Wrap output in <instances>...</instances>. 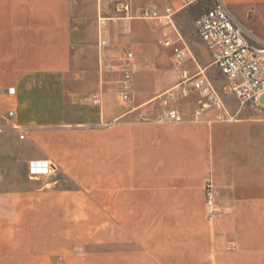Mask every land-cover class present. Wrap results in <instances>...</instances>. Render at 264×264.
<instances>
[{
  "label": "crops",
  "instance_id": "crops-1",
  "mask_svg": "<svg viewBox=\"0 0 264 264\" xmlns=\"http://www.w3.org/2000/svg\"><path fill=\"white\" fill-rule=\"evenodd\" d=\"M221 1L264 39V0ZM149 4L161 13L185 8L180 0H132L130 19L100 26L97 0H0V180L19 164L26 182L0 186V230L9 240L25 231L40 245L65 246L83 240L85 228L107 229L173 261L264 264V107L238 103L231 111L224 103V111L196 117L198 93L175 105L161 100L182 70L202 68L192 52L173 60L163 42L188 44L175 20L139 18ZM126 46L146 58L129 102L120 94L121 68L108 70ZM172 108L181 123L153 122ZM222 113L235 118L219 121ZM19 136L24 151L7 152ZM32 160L50 161L56 173L31 177ZM208 180L219 209L213 224L205 220Z\"/></svg>",
  "mask_w": 264,
  "mask_h": 264
},
{
  "label": "built area",
  "instance_id": "built-area-1",
  "mask_svg": "<svg viewBox=\"0 0 264 264\" xmlns=\"http://www.w3.org/2000/svg\"><path fill=\"white\" fill-rule=\"evenodd\" d=\"M98 1V23L104 26L109 19H130L132 17V0L114 1L115 16H106L109 11V0ZM198 0H180L181 6L187 7ZM211 8L200 14L195 22L198 37L208 51L212 64L216 66L228 82V89L237 99L240 107L258 106L260 97L264 94V39L257 36L240 21L231 10L221 1L213 0ZM175 9L165 6L163 13L156 5H147L140 13L139 18L151 19L164 26H174ZM106 40H100V46H106ZM163 45L173 48V60L176 63L184 62L191 57V51L186 45H175L167 38ZM133 53L128 52L120 66L109 65V71L121 68L123 72L120 82V94L124 102L130 101L132 92V78L135 73L133 67ZM12 90V89H10ZM9 90V91H10ZM191 92L200 96L199 108L195 116L199 117L203 110L214 108L225 110L224 101L202 70L191 72L182 70L176 86L166 93L171 101H178L187 97ZM93 103H99V97H93ZM235 116L229 114L218 115V120H232ZM182 114L176 109H165L153 120L157 124L181 123ZM31 177L52 176L56 173V166L48 160H32L28 163ZM206 207L210 217L216 209L213 207L214 190L209 182L206 184Z\"/></svg>",
  "mask_w": 264,
  "mask_h": 264
},
{
  "label": "rangeland",
  "instance_id": "rangeland-1",
  "mask_svg": "<svg viewBox=\"0 0 264 264\" xmlns=\"http://www.w3.org/2000/svg\"><path fill=\"white\" fill-rule=\"evenodd\" d=\"M213 2V0H198L196 3L185 7L175 15V25L184 40L187 42L196 63L202 68L204 74L218 90L226 106L231 111H235L238 108V102L226 88V79L222 76L219 69L212 64L210 55L198 37L194 26L196 18L211 8L214 4ZM113 7L114 1H111L108 6L109 11L107 10L105 14L106 16H115ZM127 52L133 53L134 57L132 64L135 69V73L133 74L132 78V92L130 96V100H132L134 77L138 66L142 63H145L146 58L142 53L138 51L136 52L131 47L126 46L122 47L118 54L110 58L112 61L111 63L113 65L120 64V60L123 59L124 54ZM188 63L189 62H186L185 64L188 65ZM181 66H184V64ZM160 99L163 101H170L173 104H180L182 102L180 100L171 101L167 98L166 94L162 95ZM259 105L264 107V94L259 99ZM248 110L253 112L254 115L258 114L255 109L249 108ZM242 117L243 115L241 113L238 118ZM140 118H142L141 120L144 122V117L142 115ZM150 120L151 118H148L147 123ZM19 139H21L20 136L17 137V141L14 143L17 149L14 151L8 150L7 152H14L18 154L24 151L23 149L20 150L19 148ZM0 157H5L3 155V150H0ZM6 168L9 174H7L5 181L0 180V186L9 188H22L26 183L23 165L11 164ZM209 182L213 185L212 181H206L204 186L205 194L206 184ZM65 186L73 187V184L67 182ZM206 204L207 201L205 196V220L207 223L213 224L219 215V209L213 202V207L216 209V211L213 213V217H210L206 210ZM91 217L92 215H89L88 218L86 217V222L88 225H91ZM0 225V227H3L4 223L0 222ZM22 232L24 234H20L17 231V236L15 239L9 240L5 237L3 231L0 230V264H215L209 261H203L202 263L190 261H173L172 256L167 254L166 251L164 252V255L145 254L141 251L140 247L133 241L132 238L124 239L121 236L118 237L117 234L116 236H113V231L108 232L107 229L98 231L85 228L83 240H76L73 244L65 246L40 245L38 244V234H34L32 238L30 233V236L27 238L25 231ZM121 235H123V233H121ZM10 241L12 244L9 243Z\"/></svg>",
  "mask_w": 264,
  "mask_h": 264
}]
</instances>
